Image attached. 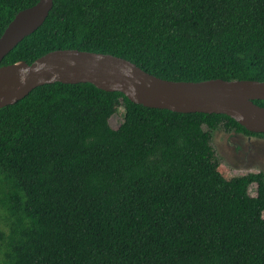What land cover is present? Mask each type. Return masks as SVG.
Here are the masks:
<instances>
[{
	"label": "trees",
	"instance_id": "1",
	"mask_svg": "<svg viewBox=\"0 0 264 264\" xmlns=\"http://www.w3.org/2000/svg\"><path fill=\"white\" fill-rule=\"evenodd\" d=\"M38 1L0 0V37ZM58 49L175 81H264V0H55L1 65ZM221 126L264 136L92 83L44 84L0 108V264H264V172L222 166Z\"/></svg>",
	"mask_w": 264,
	"mask_h": 264
},
{
	"label": "water",
	"instance_id": "2",
	"mask_svg": "<svg viewBox=\"0 0 264 264\" xmlns=\"http://www.w3.org/2000/svg\"><path fill=\"white\" fill-rule=\"evenodd\" d=\"M55 0H39L19 11L0 37V108L16 103L36 87L63 82L92 83L120 91L135 103L176 112L220 113L249 131L264 133V81L251 79L175 81L151 74L134 62L113 54L58 49L29 64L1 65L26 36L46 21Z\"/></svg>",
	"mask_w": 264,
	"mask_h": 264
},
{
	"label": "rangeland",
	"instance_id": "3",
	"mask_svg": "<svg viewBox=\"0 0 264 264\" xmlns=\"http://www.w3.org/2000/svg\"><path fill=\"white\" fill-rule=\"evenodd\" d=\"M124 107L111 117V126L117 129L124 120ZM212 144L220 163L234 176L253 172H264V136H251L236 131H228L223 126L213 133ZM257 183L250 186V194H257ZM0 228L4 229L0 209Z\"/></svg>",
	"mask_w": 264,
	"mask_h": 264
}]
</instances>
